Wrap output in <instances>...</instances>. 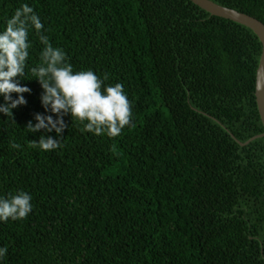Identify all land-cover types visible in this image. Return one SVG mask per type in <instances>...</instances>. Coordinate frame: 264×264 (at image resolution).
<instances>
[{"label": "trees", "instance_id": "trees-1", "mask_svg": "<svg viewBox=\"0 0 264 264\" xmlns=\"http://www.w3.org/2000/svg\"><path fill=\"white\" fill-rule=\"evenodd\" d=\"M212 1L264 24V0ZM22 4L74 71L123 86L132 117L113 138L68 116L59 136L27 132L51 114L29 33L27 104L0 113V197L33 209L0 222V264H264V137L238 143L263 131L254 32L190 0H0V30ZM41 136L61 146L33 149Z\"/></svg>", "mask_w": 264, "mask_h": 264}, {"label": "clouds", "instance_id": "clouds-1", "mask_svg": "<svg viewBox=\"0 0 264 264\" xmlns=\"http://www.w3.org/2000/svg\"><path fill=\"white\" fill-rule=\"evenodd\" d=\"M42 31H46L44 24L28 4L16 8L0 30V97L5 101L0 104V113L14 117L13 109L27 104L23 94L30 93L31 89L20 81L25 76L32 48L29 33H34L43 48L39 63L31 68V79L35 78L40 84L43 90L41 105L51 114H37V123L29 122L27 132L55 130L59 136L69 126L63 119L68 116L71 123L83 126L82 132L109 138L118 136L132 117L131 104L123 86L119 83L104 85L92 70L74 71L65 51L54 46L48 35H40ZM60 146V141L52 137L41 136L39 142H31L33 149L41 151L55 150ZM12 147L21 146L13 144ZM31 201L32 196L23 190L7 198L0 197V222L27 218L33 209ZM7 251L6 246L0 247V260Z\"/></svg>", "mask_w": 264, "mask_h": 264}, {"label": "water", "instance_id": "water-1", "mask_svg": "<svg viewBox=\"0 0 264 264\" xmlns=\"http://www.w3.org/2000/svg\"><path fill=\"white\" fill-rule=\"evenodd\" d=\"M192 3L207 11L208 13L222 17L250 28L258 37L261 43V52L258 60V65L255 71L254 81V96L256 108L258 111L259 119L262 124L263 131L258 133L244 142H238L241 145L248 143L257 137H264V24L257 18L238 11L236 9L222 6L212 0H190Z\"/></svg>", "mask_w": 264, "mask_h": 264}]
</instances>
